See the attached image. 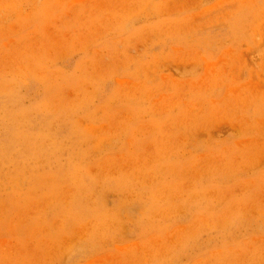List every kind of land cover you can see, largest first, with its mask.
<instances>
[{
	"label": "rangeland",
	"instance_id": "1",
	"mask_svg": "<svg viewBox=\"0 0 264 264\" xmlns=\"http://www.w3.org/2000/svg\"><path fill=\"white\" fill-rule=\"evenodd\" d=\"M0 264H264V0H0Z\"/></svg>",
	"mask_w": 264,
	"mask_h": 264
}]
</instances>
